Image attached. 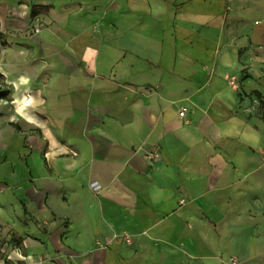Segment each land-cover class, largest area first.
Segmentation results:
<instances>
[{
  "label": "crops",
  "instance_id": "1",
  "mask_svg": "<svg viewBox=\"0 0 264 264\" xmlns=\"http://www.w3.org/2000/svg\"><path fill=\"white\" fill-rule=\"evenodd\" d=\"M4 1L14 15L39 6L48 25L38 34L46 83L16 105L28 143L23 165L10 169L18 196L0 191L6 221L36 238L24 240V257L264 264V93L230 82L245 60L239 45L208 33L223 30L222 9L206 0ZM1 12L2 34L16 22Z\"/></svg>",
  "mask_w": 264,
  "mask_h": 264
},
{
  "label": "rangeland",
  "instance_id": "2",
  "mask_svg": "<svg viewBox=\"0 0 264 264\" xmlns=\"http://www.w3.org/2000/svg\"><path fill=\"white\" fill-rule=\"evenodd\" d=\"M205 4L208 9H222L224 25L221 32L209 30L208 33L217 36L222 43L228 40L239 45L245 60L240 81L232 76L230 82L244 93H252L254 89L264 93V0H206ZM0 10L1 16L10 19L11 24L12 19L16 22V28L4 25L0 33V191L14 200L18 192L10 184L13 178L10 169L16 168L18 163L23 165L24 149L28 148L27 141L23 139L25 129L18 126L23 116L16 111V105L31 93L38 96L46 83V79H40L38 69L41 59L38 34L48 25L40 16L7 13L4 0L0 1ZM7 71L9 73L6 75L4 72ZM254 104L258 105L256 98ZM253 110L255 115L261 114L259 107ZM67 148L69 153H73L70 147ZM144 156L150 161L159 157L155 149L148 150ZM0 198V259L3 264H39V261L34 263L31 258L24 257V240L28 236L35 237L31 234L23 237L6 221L7 204L4 197ZM122 239L126 244L131 243L126 233ZM107 244L98 243V246L102 249ZM234 261L241 263L239 258L232 256L227 264Z\"/></svg>",
  "mask_w": 264,
  "mask_h": 264
},
{
  "label": "trees",
  "instance_id": "3",
  "mask_svg": "<svg viewBox=\"0 0 264 264\" xmlns=\"http://www.w3.org/2000/svg\"><path fill=\"white\" fill-rule=\"evenodd\" d=\"M41 10H42V8H40L39 6H33L32 9H31V15L36 16ZM258 96L260 98V102L263 104L264 103V98H262L261 94H258Z\"/></svg>",
  "mask_w": 264,
  "mask_h": 264
},
{
  "label": "built area",
  "instance_id": "4",
  "mask_svg": "<svg viewBox=\"0 0 264 264\" xmlns=\"http://www.w3.org/2000/svg\"><path fill=\"white\" fill-rule=\"evenodd\" d=\"M184 114H185V110H181V111L179 112V115H180V116H184ZM150 155L152 156V154H150ZM153 156H154V154H153ZM92 187H93L94 189H97V188H98V185L96 184V182H93V183H92ZM233 264H236V261H234Z\"/></svg>",
  "mask_w": 264,
  "mask_h": 264
}]
</instances>
